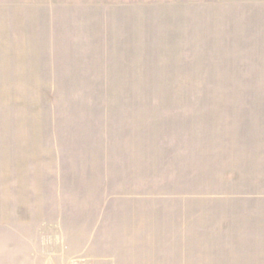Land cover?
Returning <instances> with one entry per match:
<instances>
[{
    "label": "rangeland",
    "instance_id": "1",
    "mask_svg": "<svg viewBox=\"0 0 264 264\" xmlns=\"http://www.w3.org/2000/svg\"><path fill=\"white\" fill-rule=\"evenodd\" d=\"M0 264H264V0H0Z\"/></svg>",
    "mask_w": 264,
    "mask_h": 264
}]
</instances>
